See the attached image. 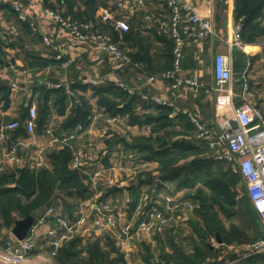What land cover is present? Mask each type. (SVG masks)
<instances>
[{"label": "trees", "instance_id": "obj_1", "mask_svg": "<svg viewBox=\"0 0 264 264\" xmlns=\"http://www.w3.org/2000/svg\"><path fill=\"white\" fill-rule=\"evenodd\" d=\"M41 2L45 8L72 22L88 24L92 31L109 34L120 49H129L126 54L131 63L141 66L146 75L159 76L173 68V42L158 30L155 19L148 29L151 36L142 34L140 21L133 18L129 22L128 32L119 33L112 24L103 23L95 17L99 8H106L112 0ZM214 9L219 24L225 6L216 0ZM163 10L168 14L165 2ZM0 11L4 12V19L13 22L17 29L16 34L3 30L9 40L6 42L0 37V68L6 65L5 49L14 48L15 42L19 40L24 46H19L24 69L39 72L52 65H61L62 61L55 60L54 55L43 57L27 48L29 41H40L42 37L32 32L28 20H18L17 12L10 4L0 2ZM232 14L235 23L241 20L238 38L243 44L254 45L264 39V0H233ZM153 41H157L158 45L152 46ZM183 52L181 69L193 70L196 66L194 49L192 46L183 47ZM232 60L235 87L241 89L246 62L251 64L252 59L234 48ZM31 89L28 104L36 95V133L39 135L45 134L48 129L57 137H60L57 135L59 132H65L68 136L78 133V127L85 129L92 116L91 99L95 100L96 109L108 117L123 118L128 126H135L140 131L148 128L147 135L141 134L131 143L124 142L125 148L135 152L142 160L155 162L159 180L169 182L172 191H182L184 199L191 202L194 209L187 222L186 234L178 229L176 233L170 230L168 234L160 236L158 251L143 242L139 244V254L144 264H264L263 254L246 258L238 254L240 249L264 233L259 217L244 191L239 172L230 164L214 160L206 141L193 139L196 128L187 113L176 106L142 102L137 94L130 95L111 81L98 86L83 85L78 81L57 89L37 85ZM88 90V97L78 93L85 94ZM201 91L205 92V89ZM10 95V87L0 81L2 110L8 108ZM27 109L23 108L18 117L19 126L11 132V141L27 137L24 128ZM53 114L61 120L54 127H49ZM185 136L192 138L187 140ZM162 140L167 141V146L159 149L157 145ZM72 151L70 146L47 150L45 158L49 167L36 169L28 162L21 168H4L0 171L1 239H7L15 219H22L37 208L44 210L51 205L56 206L58 197L62 199L63 214L72 219L75 205L67 199L80 202L88 198V187L83 182L85 177L69 167ZM18 152L25 154L21 150ZM153 179L150 173L141 174L136 184H130L127 188L107 189L101 199L110 196L114 201L121 202L123 190H126V211L130 216L141 195L139 187L149 183L150 186L156 185ZM119 206L121 203L114 211ZM238 216L246 221L244 228L237 224ZM217 237L220 244L211 246V240L217 242ZM53 261L55 264H127L110 232L87 238L75 236L63 242Z\"/></svg>", "mask_w": 264, "mask_h": 264}, {"label": "built area", "instance_id": "obj_2", "mask_svg": "<svg viewBox=\"0 0 264 264\" xmlns=\"http://www.w3.org/2000/svg\"><path fill=\"white\" fill-rule=\"evenodd\" d=\"M152 0H123L114 4L116 10H139L146 7ZM212 3L214 0H208ZM224 5H230L231 0H218ZM4 2V0H0ZM168 10L166 19L157 21L159 31L171 38L173 42V68L161 73L159 76H148L143 86L153 83L157 80L166 82L168 89L173 93L188 90L193 95L205 88L204 82L197 76L183 75L181 62L183 58L184 39L180 33V24L184 20L192 29L193 42L209 38L218 37L211 17H202L194 9L189 0H164ZM17 12V18L21 22L27 20L23 7L18 2L13 4ZM41 15L52 24L65 30L73 44L92 45L95 49L111 58L117 69L126 66H137L131 63L128 55L114 43L109 34L92 31L88 24L75 23L69 18L62 17L59 13L43 8ZM211 15V10H208ZM99 18L103 23H110L119 33H125L129 30V25L123 18H117L111 8L101 10ZM241 28V20L234 23L231 33L232 40L227 44L228 48L238 49L244 52L246 44H243L238 33ZM10 34L17 31L16 27L11 25L4 29ZM35 31V28L32 27ZM0 37L3 41H8L6 34L1 31ZM42 43L52 49L54 58L62 61L61 66L67 68L71 64V59H65L59 47L53 44L48 37L43 36ZM1 70V69H0ZM1 73V71H0ZM213 83L209 88L213 104L217 109L229 110L228 116H218L212 123V128H206L199 117L191 112H186L190 121L196 128V134L193 139L206 141L207 147L212 152V158L216 161L230 164L240 175L244 191L247 194L251 205L257 213L262 229L264 231V103L254 104L243 98L240 105H235L233 90V66L230 55L218 54L213 59L212 66ZM80 82L89 86H98L106 79L102 74H93L89 77L81 78ZM73 83V82H70ZM115 86L125 90L128 94H136L133 89L128 88L124 83L115 80ZM61 82H53L46 85L49 89L60 88ZM10 89L15 92H28L25 85H19L15 80L9 84ZM242 96L248 93V85L244 81L242 84ZM139 99L145 103H151L160 106L174 107V102L168 98L158 95H150L142 92ZM37 108L34 102L28 105L27 117L24 121V128L28 134L26 138H17L11 141V132L19 126L18 121H12L6 124H0V142H13L5 152V157L9 163L16 168H21L26 163L39 169L46 167L45 152L49 149H62L64 146H70L72 159L69 167L82 173L84 163H96L97 167L92 173H88V192L89 197L83 200L73 219L63 217L56 211V206H49L41 210L35 218L26 238L21 241L11 237L7 242L1 243L0 240V264H37L29 259L28 254L34 248V240L41 234L45 228L49 244V256L54 257L62 246L63 242L71 240L78 236L87 238L91 235H102L110 232L113 234L115 246L127 264H142L139 257V244L141 242L149 245L152 249L158 251V238L168 234L170 230L176 233L182 230L186 234L187 222L194 205L184 199L182 191H172L169 182L161 181L158 175L153 172V161H145L139 158L136 153L128 152L121 154L123 159L110 163L108 167L99 165L97 158L91 154L75 149L72 144L76 134H64L62 137L54 136L50 129L45 134L39 135L44 142L39 143L36 133ZM120 118L108 117L102 112H96L85 129L77 128V131L93 134L95 131L101 137H106L109 130L115 129ZM100 122V123H99ZM235 122L236 127L231 126ZM99 123V125H98ZM187 140L192 137L185 136ZM92 144H90L91 146ZM32 149L34 152L28 154H19L18 150L24 151ZM4 167L0 166V171ZM154 176L153 181L156 185L147 190H141L140 198L132 210L131 215L126 211L128 199L125 196L121 202L107 197L102 200V192L99 187L103 181L106 186L115 188H124L137 180L141 174ZM113 174L111 177L110 175ZM124 196V194H123ZM117 211L114 208L118 207ZM54 222L56 228H47L50 222ZM254 254L264 255V233L262 237L253 243L245 246L241 256L246 258ZM144 264V262H143Z\"/></svg>", "mask_w": 264, "mask_h": 264}, {"label": "crops", "instance_id": "obj_3", "mask_svg": "<svg viewBox=\"0 0 264 264\" xmlns=\"http://www.w3.org/2000/svg\"><path fill=\"white\" fill-rule=\"evenodd\" d=\"M118 1L120 0H112V2L109 3L106 8H111V10H113L116 14V17L125 19L128 25L132 18L140 21L141 32L145 36L149 35L148 29L150 28L152 20L155 19L156 21H159L164 18L166 19L168 15L163 10L164 0H152L146 5L145 8L139 10H116L114 4ZM189 1L200 16L211 17L213 27L218 35V37L216 38L209 37L199 41L198 43H195L193 42V38L191 36L193 31L189 27V25L184 20L180 24V33L184 39V48L192 46V48L194 49L193 58L196 62V66L193 70L182 69V73L183 75L187 76H197L205 84V92L199 91L194 95L188 90H181L178 93H173L168 89L166 82L161 80H157L153 83L143 86L146 78L149 75H146L142 67L138 64L136 67L126 66L124 68L117 69L111 58L103 53L98 52L94 46L73 44L69 34L65 30L52 24L49 20L41 15V10L45 8L42 5L41 0H4V2L2 3H8L12 6V8L14 2H18L19 4H21L23 7L22 10L26 14L31 28H35V31L32 30V32L38 33L42 38L43 36L48 37L53 44L59 47L65 59H71V64L67 68H63L61 65H52L39 72L24 69V65L20 57V48H23L24 46L21 45V40H19L18 42L14 41V48L5 49L7 53L6 65L5 67L0 68V81L5 82L9 86L10 82L12 80H15L19 83V85H25L28 89V92L22 93L11 90L10 103L8 108L6 110H2L0 106V124L18 121L17 119L21 115L23 108H28V102L31 98V88H33V86L37 85L46 87L47 84L53 82H61L63 85H68L70 82H80L81 78L89 77L93 74L98 73L102 74V76L105 77L106 82L111 81L114 83V81L117 80L124 83L128 88L133 89L138 96L140 93L145 92L150 95H158L164 98H168L172 100V102H174V106H176L178 110H181L183 113L191 112L196 114L206 128H212V123L216 120L215 118L220 115L228 116L230 114L229 110L227 109L215 108L211 94L209 93V88L213 83L212 66L214 57L218 54H226L230 55L232 60L233 49L230 50L227 44L232 40L231 30L235 23L232 14L233 0H231L230 5H224L225 13L223 14L222 21H220L219 24L216 22V10L214 9L216 0H214L212 3H209L208 0ZM103 9L104 8H99L95 16L96 19L99 18L101 10ZM208 10H211L210 16L208 15ZM3 13V11H0V32L14 24L13 22L6 21L4 19ZM16 32L13 34H16ZM28 44L29 45L27 46V48L40 56L48 58L50 57V55H54L52 49L46 47L42 43V40L35 42L29 41ZM151 44L152 46H157L158 42L153 41ZM123 51L127 53L129 49H125ZM243 53L248 58L252 59L250 61L251 64L249 62H246L243 76V82L245 81L248 85V94L243 97L241 89H236L233 70V90L235 93L234 103L235 105L242 103L244 101L243 98H246L247 101L254 104H263L264 39H262L258 44L246 45ZM78 93L88 97L90 91L88 90L85 94L80 92ZM35 99L36 95L34 96L32 102L36 104L37 108V102ZM90 103L92 105V116L96 112H101L96 109L94 99H91ZM60 120V117L53 114L49 123V127H54ZM120 120L121 121H119L115 129L109 130V134L106 137H101L97 131L90 135L86 134L83 131L76 133L75 139L72 140L73 147L75 149H78L79 151L93 155L97 158L96 162H98L99 165L105 168L108 167L111 162L123 159L121 154H125L128 152L132 153L131 150H127L125 148L124 142H133L135 140L134 138L143 134V131H140V129L135 126H128L126 120L123 118H120ZM146 129L148 130V128ZM64 134L65 132H59L57 135L62 137L64 136ZM37 135L39 138L38 133ZM38 140L39 143L43 145L44 142L42 141V139L39 138ZM90 144L92 145L90 146ZM10 145L11 144L9 142H0V166H3L4 168L14 169L16 167L9 163L5 157V152L9 149ZM24 152L25 154L31 156L34 150L27 149L24 150ZM46 166L49 167L47 159ZM96 167V163L83 164L82 169L85 171V173H82L80 171L79 172L82 176L85 177L83 179L84 184L87 183L88 173H92L93 170L96 169ZM153 172L158 174L157 164L155 162L153 165ZM110 176L112 177L113 174H111ZM136 183L137 181H133L132 184ZM150 185L151 183H149V185H141L139 187V191L141 192V190H147L148 192H150V189L154 186ZM127 187L128 186L124 185V188ZM111 188L114 187L106 186V182L103 181L98 189L99 191L104 193L107 189ZM122 196V198L127 196L126 190H123ZM67 201L75 205L72 211L73 219V217L76 215L80 203L83 200L80 202H76L71 198L67 199ZM56 202L57 204L55 209L57 213L61 214L63 217L68 218L67 214H63L64 208L62 205L61 197H58ZM47 228L53 229L56 228V225L51 221ZM11 237H13L11 236V234L8 235L7 239H1L0 237L1 243L3 244L7 242ZM244 249L245 247L240 249L239 252L237 251L238 254H240L241 258H244L241 256ZM28 257L37 264H55L53 261V257L49 256V244L47 236H45V228L42 230L41 234L34 240V248L28 254Z\"/></svg>", "mask_w": 264, "mask_h": 264}, {"label": "water", "instance_id": "obj_4", "mask_svg": "<svg viewBox=\"0 0 264 264\" xmlns=\"http://www.w3.org/2000/svg\"><path fill=\"white\" fill-rule=\"evenodd\" d=\"M174 115V114H173ZM231 126L233 128L236 127L235 122H231ZM167 146V141L162 140V142L158 145L159 149H162ZM41 208H37L36 210L30 212L26 217L22 219H15L12 228L10 229V234L16 240L21 241L27 237L29 233V229L32 226L35 218L40 214ZM217 243L220 244V240L217 237Z\"/></svg>", "mask_w": 264, "mask_h": 264}, {"label": "rangeland", "instance_id": "obj_5", "mask_svg": "<svg viewBox=\"0 0 264 264\" xmlns=\"http://www.w3.org/2000/svg\"><path fill=\"white\" fill-rule=\"evenodd\" d=\"M147 130V129H146ZM145 130V131H146ZM145 131H143V134L144 135H147V132H145ZM242 219H244V218H241V216H238L237 217V224L238 225H240L242 228H244L245 227V225H246V221H243ZM211 246H213V247H215V246H217V242L215 241V240H211ZM158 249H159V246H158ZM139 257H141L140 255H138ZM141 260H142V264H143V259H142V257H141Z\"/></svg>", "mask_w": 264, "mask_h": 264}]
</instances>
